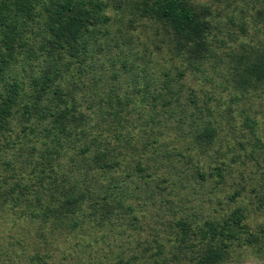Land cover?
I'll return each instance as SVG.
<instances>
[{"label": "trees", "instance_id": "16d2710c", "mask_svg": "<svg viewBox=\"0 0 264 264\" xmlns=\"http://www.w3.org/2000/svg\"><path fill=\"white\" fill-rule=\"evenodd\" d=\"M215 19L227 25L218 26ZM246 21L253 33L264 32V0H0V166L7 173L0 180L12 179L10 186H0L3 199L12 208L21 204V212L30 217L52 219L67 228L91 218L99 226L120 214L134 226L140 203H131L132 197L154 195L160 204L170 205L159 185L167 179L147 181L150 166L140 157L133 166L139 180L113 172L120 157L115 143L125 137L127 124L132 126L128 116L148 104L150 109L157 103L167 107L175 93L168 79L160 87L154 85L157 78L151 65L147 67L154 59L141 62L152 53L139 37L150 30L152 38L144 36L156 42H150L155 50L164 44L170 55L185 57L186 68L196 71L206 63L225 70L232 64L236 86L254 89L264 83L263 51L247 42L229 47L238 39L227 27L242 34ZM222 31L225 36L217 35ZM223 46L225 50H219ZM104 63L110 69L106 76ZM69 71L89 79L88 85H78L81 79L76 81ZM121 74L127 76L119 81ZM128 85L139 100L127 94ZM152 113L138 118L144 126L157 122ZM203 121L193 134L199 148L217 137V125ZM225 123L233 129L232 120ZM242 124L250 129L252 121L243 118ZM130 137L124 142L130 143ZM141 147L144 144L136 150ZM150 152L160 158L169 155L158 146ZM214 169L220 183L224 167ZM175 184L172 180L167 187ZM244 218L234 209L224 220L205 218L191 227L190 221L177 217L172 223L177 249L181 253L182 247L201 246L193 264H214L221 248L244 230ZM154 236L150 255L163 257L161 238Z\"/></svg>", "mask_w": 264, "mask_h": 264}, {"label": "rangeland", "instance_id": "374dc122", "mask_svg": "<svg viewBox=\"0 0 264 264\" xmlns=\"http://www.w3.org/2000/svg\"><path fill=\"white\" fill-rule=\"evenodd\" d=\"M223 22L214 20L218 26ZM250 27V22L246 21L241 34L235 27L228 26L227 29L235 32L238 39L229 43V47L247 42L264 53V32L253 33ZM127 29L123 28L125 32ZM222 32L217 35L225 36V31ZM145 34L140 35V41L149 43L146 45L152 54L142 58L141 62L148 63L153 58L154 62L147 67L151 65L150 70L157 78L154 85L160 87L168 79L175 93L167 107L157 103L150 109L148 104L142 111L128 116L133 127L127 124L125 137L131 134L133 139L130 137V143H125V137H121L119 144L115 143L120 157H117L118 166L113 172H124L128 178L139 180L133 166L140 157L144 166H150L145 171L147 181L167 179L166 184L159 185L163 188V197L171 204H160L154 195L152 198L132 197L131 203L137 200L140 203L134 210L139 223L134 226H130L126 216L120 214L99 226L94 222L95 218H91L89 222L80 221L77 226L67 228L53 224L52 219L43 221L39 217H30L27 212H21V204L12 208L0 194V264H193L202 247H182L180 253L173 237L174 219L181 217L190 221L191 227L194 223L200 226L205 218L224 220L234 209L242 211L245 228L237 240L228 241L227 246L221 248V258L214 264H264V83L254 89L249 88L250 85L245 90L238 88L233 79L232 64L226 70L209 63L199 66V71L186 68L188 59L170 55L164 44L155 50L151 43L156 42L148 41ZM146 35L148 38L153 36L150 30ZM219 50L224 51L225 46ZM251 62L260 65L258 61ZM108 67L109 64L104 63L102 73L105 76L110 74ZM69 73L74 74L76 81L81 79L78 85H88L89 79L72 71ZM69 73L66 79L71 76ZM122 76L119 81L127 75ZM64 85L70 87L69 83L64 82ZM130 89L131 85H128L127 94L132 93V99L139 100L138 94L134 95ZM83 90L87 91V88ZM148 113H152L157 122L145 127L141 123L143 120L138 118L146 119ZM243 118L252 121L250 129L242 124ZM204 119L217 125V137L213 144L199 148L194 144L193 134L203 125ZM227 120H232V130L228 129ZM251 130L259 142L255 143ZM154 137L155 144L151 143ZM143 144L145 147L136 150ZM157 146L167 152L168 157L160 158L150 152ZM217 167L222 171L224 167V178L220 183H216L218 179L214 175ZM6 175L0 166V176ZM172 180L176 182L174 188L167 187ZM11 182L10 178L4 182L0 180V186L8 187ZM137 194L143 196L142 192ZM65 224L68 225L67 220ZM155 234L161 238L163 257L150 255L154 251L152 238ZM191 242L188 239L186 243ZM147 245L152 249L148 250Z\"/></svg>", "mask_w": 264, "mask_h": 264}]
</instances>
